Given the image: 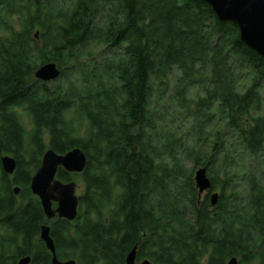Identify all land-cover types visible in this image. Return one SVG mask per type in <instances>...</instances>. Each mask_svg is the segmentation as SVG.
<instances>
[{"label": "trees", "instance_id": "trees-1", "mask_svg": "<svg viewBox=\"0 0 264 264\" xmlns=\"http://www.w3.org/2000/svg\"><path fill=\"white\" fill-rule=\"evenodd\" d=\"M49 62L61 77L36 79ZM76 147L86 170L57 178L78 181L79 215L48 220L32 178ZM43 225L77 264L135 246L153 264H264V57L236 23L203 0H0V264H52Z\"/></svg>", "mask_w": 264, "mask_h": 264}, {"label": "water", "instance_id": "water-1", "mask_svg": "<svg viewBox=\"0 0 264 264\" xmlns=\"http://www.w3.org/2000/svg\"><path fill=\"white\" fill-rule=\"evenodd\" d=\"M212 6L221 21L236 23L240 29L242 41L252 50L264 57V0H203ZM39 34H36V38ZM63 71L56 62H49L35 72L36 79L52 82L59 79ZM3 170L13 175L17 161L14 157L5 155L1 159ZM88 166V156L79 147L65 154H58L49 149L43 156L41 167L36 171L31 182V191L37 196L48 220L55 217L73 222L79 215L80 196L76 181L62 182L57 178L60 168L68 173L82 174ZM195 182L199 197L210 194L211 206H217L220 193L213 191V183L206 168H200L195 173ZM20 187L14 188L19 195ZM47 250L52 255V264H77L75 260L59 259L57 248L51 236V227L43 225L40 234ZM30 256L21 258L17 264H31ZM125 264H153L151 260H138V246H135L126 258ZM227 264H239L238 258H232Z\"/></svg>", "mask_w": 264, "mask_h": 264}, {"label": "bare ground", "instance_id": "bare-ground-1", "mask_svg": "<svg viewBox=\"0 0 264 264\" xmlns=\"http://www.w3.org/2000/svg\"><path fill=\"white\" fill-rule=\"evenodd\" d=\"M49 150V149H48ZM42 164V163H41ZM41 167V166H40ZM17 168V167H16ZM16 171V170H15ZM14 174H15V172H14ZM14 174L13 175H9V176H14ZM78 182V181H77ZM67 183V182H66ZM79 185V184H78ZM18 187V186H17ZM14 188H16V187H14Z\"/></svg>", "mask_w": 264, "mask_h": 264}, {"label": "rangeland", "instance_id": "rangeland-1", "mask_svg": "<svg viewBox=\"0 0 264 264\" xmlns=\"http://www.w3.org/2000/svg\"><path fill=\"white\" fill-rule=\"evenodd\" d=\"M218 192V191H217ZM78 194L80 195L81 194V191H80V189H78Z\"/></svg>", "mask_w": 264, "mask_h": 264}]
</instances>
